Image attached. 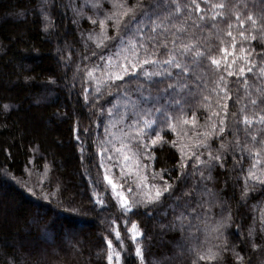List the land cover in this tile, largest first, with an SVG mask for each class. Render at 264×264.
<instances>
[{"label":"trees","instance_id":"obj_1","mask_svg":"<svg viewBox=\"0 0 264 264\" xmlns=\"http://www.w3.org/2000/svg\"><path fill=\"white\" fill-rule=\"evenodd\" d=\"M136 2L0 0V264H108L109 240L113 254L120 253V264H164L173 261V256V264H264V187L246 180L257 153L261 164L255 173L264 174V135H260L264 129L257 126L247 132L241 122L237 132L233 116L238 114L242 121L241 110L250 106L256 89L264 87V79L257 80L251 73L239 75L249 53L253 60L264 53V32L254 31L248 23L244 28L247 39L241 37L236 16L246 19L250 13L259 15L264 2L195 0L205 10L196 13L193 0H179L187 9L180 17L186 26L183 40L204 54L189 63L192 92L187 94L183 111L172 113L179 124L176 119L157 122L146 139L130 132L117 148L123 143V150L137 160L147 183L157 190L171 186L170 194L165 193L159 204L147 208L143 202H133V190L128 186L113 191L106 183L108 173L98 145L107 127L128 129L118 122L124 107L113 105L135 81H114V75L110 80L106 71L95 67L99 57L92 58L93 52L102 51L96 47L103 39L100 21H105L104 35L116 37V21L107 17L122 13L114 5ZM221 3L226 8L213 21L211 5ZM84 4L88 8L80 9ZM200 15L207 19L200 21ZM49 21L51 27L45 30ZM194 23L204 26L193 27ZM229 31L232 37L227 35ZM107 43L103 49L106 58L117 51L119 40ZM124 55L114 58L113 63L117 59L123 63ZM212 58L221 61L220 69L211 65ZM233 62L237 74L228 77L223 68ZM221 77L230 99L224 92L218 93ZM159 87L163 85L154 86V95ZM225 102L231 131L224 141L234 146L247 136L243 154L229 149L225 155L220 139L204 135L213 131L212 124L217 122L213 114L220 111L223 115ZM110 109L115 115H109ZM182 125H187L188 141H184ZM253 135L258 136L260 145L253 144ZM141 141L149 145L146 154L142 148L137 152ZM204 143L210 144L213 155L225 156L212 167L210 179L203 164L194 171L197 162L191 159L193 152L202 153L201 161L208 159L209 149L199 147ZM192 190L195 201L210 211L197 208V215L189 207L185 224L192 227L183 233L177 228L162 235L161 225L185 210L190 199L187 193ZM117 193L123 194L132 211L124 210ZM221 223L225 227L217 231ZM138 232L143 235H136ZM173 238L183 247L169 251L160 246L161 240L170 242ZM138 246L144 253L143 261L136 255ZM195 249L216 253V259L199 261ZM112 264H116L115 255Z\"/></svg>","mask_w":264,"mask_h":264},{"label":"snow or ice","instance_id":"obj_2","mask_svg":"<svg viewBox=\"0 0 264 264\" xmlns=\"http://www.w3.org/2000/svg\"><path fill=\"white\" fill-rule=\"evenodd\" d=\"M264 2V0H262ZM195 12L203 13L205 10L201 8L200 4L195 3ZM114 7L122 8V13L107 17V19H113L116 21L115 27L117 30L116 37H108L104 35L105 21H100V27L102 29L101 36L103 39H100L96 44L98 49L102 51L100 53L93 52L92 58L99 57V62L95 65L97 69L101 72L107 71L109 74L110 80H112L111 73L115 72L114 81H122L131 84L135 81L134 87H128L124 89V112L119 117V123H123L125 127L131 128L136 127L140 128L143 125L140 136L145 139L155 131V124L159 123H168L176 119L172 115L177 109L183 111L184 105L187 104V94L192 92V86L188 83L190 79V70L189 63L197 58H202L203 53L200 51L194 50V46L189 45L184 42L183 37L186 34L185 22L180 21V17L184 14L187 9L182 6V3L179 0H137L135 4L129 6L128 4L114 5ZM212 11L215 15L212 16V20L215 21L221 12L224 11L226 5L213 4L211 5ZM192 13L188 11L190 16ZM47 20L48 17L45 16ZM207 18L204 15H200L199 20L205 21ZM236 20L240 25L241 31L240 36L247 39L245 36V25L250 23L253 26L254 31L264 32V9L261 10L259 15L256 14H247L246 19H242L240 15L236 16ZM178 22L181 26H177ZM95 23V21H93ZM203 24H193V27H203ZM51 27V21L46 25V29ZM231 27V25H229ZM229 37H232V32L229 31L227 34ZM91 39V37H89ZM252 39H256L255 36H252ZM112 40H119L117 45V51L106 56L103 54V49L108 47V43ZM233 42L235 44V38L233 37ZM222 52H226L225 49H221ZM241 53L245 51L243 47L240 48ZM127 53L126 55H124ZM194 53V55H193ZM124 55L123 63H120L117 59L113 63L114 58ZM163 55L166 58L161 59L160 56ZM87 58V57H86ZM226 58V57H225ZM90 59V58H89ZM264 53H259L256 56V59H252V54L249 53L248 57L244 58V66L239 67V75L245 76L246 73H251L257 80L264 79ZM211 65L215 66L217 69L221 67V61L212 58L210 61ZM234 63L225 64L223 70L227 72L228 77L236 75V69ZM103 64V67L101 66ZM257 69L259 70L257 72ZM89 76L92 75V72L88 73ZM113 81V82H114ZM247 83V81H246ZM155 85H163V87L155 88V95L153 94ZM224 85V87H221ZM227 85L221 77L220 82L217 84V90L219 92H224V96L230 99L228 92L225 91ZM250 87V86H249ZM87 92L88 90L85 89ZM96 91L99 93L100 88L97 87ZM252 95L255 98L250 99V106L244 107L241 112L244 113L242 121L238 114H233L235 118V127L237 132L239 130L240 123L242 122L247 132H251L253 128L259 126L260 129H264V108H261V105H264V87L257 88L255 93ZM87 99V97H86ZM7 107V106H5ZM249 107L251 112L249 113ZM115 108V105H113ZM223 115L220 111L215 112L213 115L217 120L216 123L212 124L213 131L210 133H205L204 135L208 139H220V149L225 150V155L227 150L231 149L235 152L236 149L243 154L248 145H247V136L245 141L237 140L233 146L231 143H226L224 141V136L230 134V129L228 128L227 116H228V104L225 102L222 105ZM103 110V106L101 105ZM258 110V111H257ZM109 115H115L112 109L109 110ZM195 117V114H193ZM212 119V117H210ZM131 121V123H129ZM187 123V120L184 121ZM194 122V121H193ZM157 136L160 134L157 132ZM260 135H264V131L260 132ZM251 140L254 145H260L262 142L258 139L257 135H253ZM152 145L156 144V140H152ZM175 146V142H173ZM199 147L209 149L208 159L201 161V155L193 152L191 159H194L197 163L193 165L194 171L199 170V165L203 164L205 168L208 169V179L211 178V169L215 166L217 162L223 161L225 158L224 155L213 153L210 150V144L204 143L200 144ZM143 149L146 154L149 148L147 143L141 141L140 146L137 148V152L140 149ZM108 151V150H106ZM123 143L121 149H116L117 153H122ZM259 153H257V158L255 162L251 165V168L248 170L246 180H253L258 182L261 187H264V174L256 175L255 169L257 165L261 164L259 159ZM243 159V156L241 157ZM109 160H112L113 157L109 156ZM124 160L127 162L129 157L124 156ZM185 167L187 166V161L185 162ZM103 167V165H101ZM115 167V164L113 165ZM220 167H223V164L220 163ZM242 169V164H241ZM201 178H205V173H200ZM104 179L109 185L112 186L113 191H116L117 185L113 182L112 179H109V176L106 174ZM255 185H253L254 187ZM131 191V189H129ZM194 191L192 190L187 195L189 196V201L184 205V209L178 214H175L173 221L168 224H162L161 227L164 230L163 234L168 232H175L179 228L180 232H186L188 228L192 227L190 223L185 224V221L188 218L187 208L191 207L192 211L196 213L197 208L200 211H210V209H204L203 205L195 201ZM210 191V190H209ZM247 187L245 188L244 195H247ZM171 192V186L167 185L162 190H157L154 195L149 194L146 201H137V203H144L146 208L150 206L157 205L161 202L162 197L165 193ZM117 195L122 200V207L125 211H132L133 206L130 205L127 199L124 198L122 193H117ZM195 205V207H193ZM179 208L180 205L177 204ZM198 215V213H196ZM223 223L217 226V231L224 228ZM137 225L132 224V229L135 230ZM136 235L142 236L143 233H136ZM136 236H133L135 240ZM107 246L109 249L107 255L108 264H112L113 256L115 255L116 264H120V253L116 252L113 254L111 251L112 243L107 241ZM161 247L172 250V247L180 246L178 241L173 238L170 242L161 240ZM255 247V245H254ZM199 253L198 260H214L216 259V253L209 252L208 254H203L199 249H195ZM136 255L140 257L141 261L144 260V253L142 249L138 246L136 248ZM175 256H173V261ZM238 260L242 261V257H237ZM173 261H164V264H173ZM194 264L196 262L194 261Z\"/></svg>","mask_w":264,"mask_h":264},{"label":"rangeland","instance_id":"obj_3","mask_svg":"<svg viewBox=\"0 0 264 264\" xmlns=\"http://www.w3.org/2000/svg\"><path fill=\"white\" fill-rule=\"evenodd\" d=\"M86 4H88V2ZM83 8H88V6L84 4L81 7L80 5V9ZM119 10L122 11L123 9L120 8ZM115 74V72L111 73V75L114 76ZM105 76H109L107 71ZM124 103L125 101L122 99L119 102L117 101L114 105H118V107L123 108ZM176 124H179L177 119ZM189 127L191 126L189 125ZM187 130V125L181 126V131L184 134V141H188ZM140 131L141 130L136 127H131L127 130H117L116 127L110 126L102 132L100 142L98 143V145H100L99 152L105 161L104 169L107 171L109 179L114 178V180H112L117 185L116 189L122 188V186H128L129 189L133 190L131 195L133 202L146 201L149 194L154 195L157 191L152 184L147 183L145 174L141 173L137 160L133 159L131 154L124 150L122 153H116V149L118 148V145L121 144V139L125 135L130 134V132L140 134ZM125 155L129 157L127 162L124 160ZM109 156H112L113 159L109 160ZM114 164L115 167H113ZM109 186L112 187L111 185Z\"/></svg>","mask_w":264,"mask_h":264}]
</instances>
